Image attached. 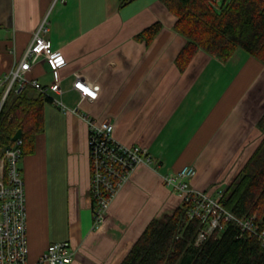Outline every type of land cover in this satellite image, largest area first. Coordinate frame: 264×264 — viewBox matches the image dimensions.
<instances>
[{
    "label": "crops",
    "instance_id": "0c3cea01",
    "mask_svg": "<svg viewBox=\"0 0 264 264\" xmlns=\"http://www.w3.org/2000/svg\"><path fill=\"white\" fill-rule=\"evenodd\" d=\"M162 21L149 42L144 28ZM161 0H0V77L41 32L62 51L61 92L45 103V129L24 155L29 258L53 242L69 241L71 264H120L148 223L171 213L181 197L162 174L194 164L196 188L216 195L234 179L262 131L264 65L243 49L227 61L199 50L185 70L175 59L186 39ZM27 71L44 86L54 77L39 57ZM82 76L98 90L94 100L73 86ZM31 95L38 90L28 86ZM57 98L62 104L55 102ZM83 114L114 124V137L141 145L157 161L140 164L116 193L104 229L95 230L90 192L89 127ZM234 173V174H233Z\"/></svg>",
    "mask_w": 264,
    "mask_h": 264
},
{
    "label": "trees",
    "instance_id": "16d2710c",
    "mask_svg": "<svg viewBox=\"0 0 264 264\" xmlns=\"http://www.w3.org/2000/svg\"><path fill=\"white\" fill-rule=\"evenodd\" d=\"M132 0H119L120 6ZM174 15V29L186 42L175 63L185 70L195 54L202 50L227 61L243 49L264 65V0H161ZM156 21L138 38L149 43L162 28ZM28 86L11 90L0 115V144H9L22 129V156L36 150L39 134L45 129V103L51 97L41 92L31 95ZM0 89V96L2 94ZM262 136L242 165L239 178L223 191L221 203L240 219L255 216V224L264 226V111L258 121ZM221 190V189H220ZM219 191V190H218ZM199 218H189L188 205L153 218L120 264H264V245L256 234L235 221H227L196 244Z\"/></svg>",
    "mask_w": 264,
    "mask_h": 264
},
{
    "label": "built area",
    "instance_id": "2783aa9c",
    "mask_svg": "<svg viewBox=\"0 0 264 264\" xmlns=\"http://www.w3.org/2000/svg\"><path fill=\"white\" fill-rule=\"evenodd\" d=\"M43 24L32 37L21 60L0 77V115L11 90L20 91L30 84L36 90L52 97V92H61L60 68L67 64L61 50L54 48L52 41L42 36L47 31ZM42 57L53 73V83L44 86L37 79H29L26 74ZM73 86L83 98L94 100L98 90L82 76L78 75ZM55 102L62 104L57 98ZM89 129V151L91 164L90 192L93 203V224L95 230H102L107 224L108 209L116 193L130 180L138 165H156L157 161L146 147L128 145L118 141L114 135V124L109 119L98 120L83 114ZM23 138L9 144H0V264H71L75 251L69 241L49 244L35 261L29 258L26 220L25 181L20 167ZM197 173L194 164H184L175 172L162 174L164 184L174 190L181 201L188 205L189 218H199L196 244L201 243L217 229H223L227 221H235L243 229L258 236L264 245V226L255 224V216L246 219L236 217L221 203L224 190L212 195L208 190L196 188L192 180Z\"/></svg>",
    "mask_w": 264,
    "mask_h": 264
},
{
    "label": "rangeland",
    "instance_id": "374dc122",
    "mask_svg": "<svg viewBox=\"0 0 264 264\" xmlns=\"http://www.w3.org/2000/svg\"><path fill=\"white\" fill-rule=\"evenodd\" d=\"M224 2V0H217V5L216 7L219 9V5H221ZM89 146V145H88ZM239 173H240V168L239 171L236 173V175H234V179L230 182V184L237 178H239ZM234 174V173H233Z\"/></svg>",
    "mask_w": 264,
    "mask_h": 264
},
{
    "label": "water",
    "instance_id": "95a60500",
    "mask_svg": "<svg viewBox=\"0 0 264 264\" xmlns=\"http://www.w3.org/2000/svg\"><path fill=\"white\" fill-rule=\"evenodd\" d=\"M16 133L13 136V140L21 138L22 137V129H18L17 131H15Z\"/></svg>",
    "mask_w": 264,
    "mask_h": 264
}]
</instances>
